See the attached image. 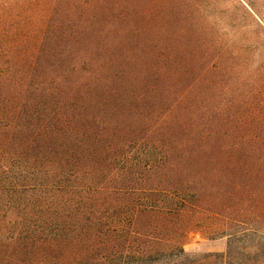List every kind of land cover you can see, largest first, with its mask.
I'll return each instance as SVG.
<instances>
[{
	"label": "trees",
	"instance_id": "16d2710c",
	"mask_svg": "<svg viewBox=\"0 0 264 264\" xmlns=\"http://www.w3.org/2000/svg\"><path fill=\"white\" fill-rule=\"evenodd\" d=\"M95 5L0 3V264H264V67Z\"/></svg>",
	"mask_w": 264,
	"mask_h": 264
},
{
	"label": "rangeland",
	"instance_id": "374dc122",
	"mask_svg": "<svg viewBox=\"0 0 264 264\" xmlns=\"http://www.w3.org/2000/svg\"><path fill=\"white\" fill-rule=\"evenodd\" d=\"M2 1L5 0L0 3ZM96 1L95 10L98 9L100 15H107L111 10L117 18L145 19L149 23L147 30L165 36L167 47L190 50L194 48L193 44L185 39L177 42L174 38L181 35L190 40V36L196 35L212 50L244 53L243 59L247 58L248 62L247 74L264 67V0ZM182 58V62L172 64L170 69L181 74L184 81H189L196 74L187 71L189 62ZM226 242V238L201 229L189 237L184 248L194 254H224Z\"/></svg>",
	"mask_w": 264,
	"mask_h": 264
}]
</instances>
